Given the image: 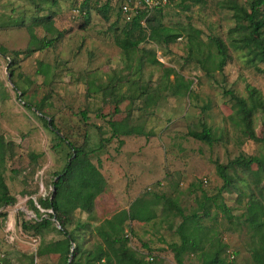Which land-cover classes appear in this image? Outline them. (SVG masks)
Returning a JSON list of instances; mask_svg holds the SVG:
<instances>
[{
	"label": "rangeland",
	"instance_id": "1",
	"mask_svg": "<svg viewBox=\"0 0 264 264\" xmlns=\"http://www.w3.org/2000/svg\"><path fill=\"white\" fill-rule=\"evenodd\" d=\"M106 3L0 0V48L7 50L0 53V174L17 198L15 206L0 205V215H5L0 218L4 264H24L27 255L36 264L60 263L57 255H37L41 245L62 239L57 221L53 220L56 229L43 235L24 230L38 216L31 201L43 218L52 213L38 205V200L49 197L56 174L63 172L73 155L49 127L50 121L75 147L89 150L104 144L90 159L100 166L108 187L96 200L93 216L77 213L76 220L98 225L129 209L138 198L158 196V217L149 223L131 224L130 246L139 258L146 262L151 254L155 256L152 264H177L170 245L181 243L178 229L182 218L166 204L169 200L185 215H199L202 226L218 233L228 246L223 253L228 261L234 256L238 264H255L250 233L240 223L258 201L264 202V172L256 165L250 170L231 166L240 157L264 154L262 145L243 133L230 96L234 93L247 99L254 111V131L264 138V108L260 106L261 100L264 103V74L255 71L244 52L230 46V32L242 23L232 8H248L251 3L192 0L153 13L148 18L151 26L162 25L180 38L172 44L164 38L154 40L150 23L144 20L141 24L147 40L130 56L116 41L138 39L140 31L133 17L120 12L121 0L110 1L106 20L100 13ZM46 18L63 36L52 48L35 52L29 29L40 40L55 36L45 30ZM211 38H219L229 47L230 58L223 67L219 58L216 70L207 75L202 64L190 57V49L195 53L201 49L206 55ZM154 55L159 64L152 61ZM259 66L264 69V64ZM172 71L193 83L190 91L177 87V75ZM248 87L259 96L251 97ZM111 122L118 132L133 128L135 134L107 142L113 136ZM204 125L212 131L213 145L189 136L192 131H202ZM120 141H124L122 146ZM216 163L228 166L229 188L223 189ZM204 195L215 199L206 203L209 216L200 209ZM215 202L231 209L235 219L230 222ZM78 234L85 263L97 240L87 230ZM201 253H187L185 264H201Z\"/></svg>",
	"mask_w": 264,
	"mask_h": 264
},
{
	"label": "trees",
	"instance_id": "2",
	"mask_svg": "<svg viewBox=\"0 0 264 264\" xmlns=\"http://www.w3.org/2000/svg\"><path fill=\"white\" fill-rule=\"evenodd\" d=\"M110 1L100 9V13L108 20V13L110 11ZM122 4L125 0H121ZM132 3V0H127ZM192 0H183L180 4L175 6H183ZM200 3L202 0H195ZM251 4L247 8L242 5H237L232 9L239 15L241 24L237 25L230 32V46L235 51H242L253 64L254 69L259 74H264V69L259 64H264V0H248ZM122 7V6H121ZM120 7V12L122 9ZM184 9H188L187 6ZM164 9L155 11L158 13ZM152 13V14H153ZM123 14V13H122ZM152 14L146 11H139V13L133 16V24L140 31L138 39L132 40L130 38H118L116 43L119 48L123 50L125 55L130 56L133 52L139 49V46L146 42L145 27L141 24L144 20L150 23L151 38L162 39L167 44H172L180 38V35L172 34L166 27L158 25V27L151 26V22L148 19ZM44 28L46 31L55 34L53 38H45L40 40L36 35L33 28L28 30L31 45L35 46V52L44 51L52 48L63 36V33L58 31L54 24L45 19ZM209 52L205 55L204 51L198 49L195 53L193 47L190 49V57L198 60L202 64V70L210 75L216 70L217 60L222 58L221 67L227 63L230 58L229 47L219 38H211L209 45ZM2 55L7 53L5 48H0ZM154 63L159 64L155 55L152 60ZM48 71L44 72L48 75ZM170 72L168 71V74ZM172 73H175L172 71ZM177 75L176 82L177 87H183L186 91H190L192 82L186 83L184 77ZM248 91L251 97L259 96V92L251 87H248ZM178 93V90L176 91ZM21 95H25L24 92ZM230 96L234 102V110L236 116L240 120L243 133L252 141L262 145L264 149V138H260L253 128V116L254 111L249 105L247 99L237 96L234 93H230ZM31 106V105H29ZM260 106L264 108V103L261 100ZM32 108V107H31ZM37 111L42 112L40 106H36ZM84 120L87 121V113L81 114ZM113 128V136L111 139H107L110 142L113 138L119 136H132L135 134L134 129L128 131L118 132L115 127V123L111 122ZM49 127L59 134L60 140L66 143L69 148L73 150L70 160L62 173L56 174L55 182L53 183V190L48 198H41L38 200L40 205L45 210H51L52 213L46 214V217L40 215V210L37 205L31 201V207L38 215L37 219L32 223L24 225L25 231H33L36 235H43L45 231H50L54 227L53 220L55 219L60 225L61 229H57L62 239L51 242L46 245H41L38 250V257L57 255L60 257L59 264H152L155 262V256L147 255V261L137 256V253L131 249L130 243L133 238L131 224L149 223L158 217L156 208L159 206L161 200L156 196L155 199H143L138 198L135 200L129 209L121 210L115 213L111 218L102 221L98 225H93L89 222H82L76 220L77 213L88 214L92 217L96 209V200L105 193L108 185L107 180L101 172L99 165H95L90 157L96 152H100L104 149V144L101 143L95 149H86L85 147H75L67 138L61 136V133L53 125V122H49ZM189 136L204 142L208 145L214 144L212 131L206 125L203 126L202 131H192ZM124 144V141H120V146ZM240 166L250 170L253 165H256L264 172V154L261 156L253 157H240L231 163V166ZM217 172L223 179L225 185L223 189L231 186V176L228 174V166L216 163ZM222 192V190H221ZM215 199H211L204 195V200L201 202L200 209L204 211L205 215L209 216L210 212L207 209L206 203ZM17 198L10 194L9 187L4 181V178L0 174V205L3 207L15 206ZM216 206L219 210L232 222L235 217L232 215L231 209L226 205ZM171 208L178 211L182 218V223L179 226L178 233L180 235L181 243H173L170 245L172 252L175 255L177 264H185L184 256L189 252L201 251V264H238L234 259L229 261L223 257V253H226L228 246L225 245L218 233L213 232L212 229L204 227L198 222L200 216L197 214L185 215L183 209L174 204L172 201L166 200ZM5 215H0V218ZM244 220L241 225H247V229L251 236L252 244V259L255 264H264V202H257L255 208L251 211H247L244 215ZM75 226L70 230L71 226ZM55 228V227H54ZM56 229V228H55ZM80 230H87L97 240L94 249L87 255V261L83 263L80 254L81 247L79 243ZM213 232V234H212ZM209 246V251H206V247ZM2 253L0 252V256ZM28 262L24 264H36L34 257L26 256ZM72 257V258H71ZM5 258V255H4ZM4 258L0 257V264H4ZM71 261V262H70Z\"/></svg>",
	"mask_w": 264,
	"mask_h": 264
},
{
	"label": "built area",
	"instance_id": "3",
	"mask_svg": "<svg viewBox=\"0 0 264 264\" xmlns=\"http://www.w3.org/2000/svg\"><path fill=\"white\" fill-rule=\"evenodd\" d=\"M183 0H132V3L125 0L122 4V13L126 16H135L139 11H146L149 14H152L155 11L165 9L168 7H173L178 5ZM207 183V181H205ZM1 259L4 258V255L0 256ZM234 259V256H232Z\"/></svg>",
	"mask_w": 264,
	"mask_h": 264
},
{
	"label": "water",
	"instance_id": "4",
	"mask_svg": "<svg viewBox=\"0 0 264 264\" xmlns=\"http://www.w3.org/2000/svg\"><path fill=\"white\" fill-rule=\"evenodd\" d=\"M55 220V219H54ZM56 221V220H55ZM58 228L61 229V225L57 222ZM72 258V257H71ZM71 262V261H70Z\"/></svg>",
	"mask_w": 264,
	"mask_h": 264
}]
</instances>
